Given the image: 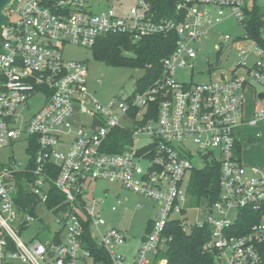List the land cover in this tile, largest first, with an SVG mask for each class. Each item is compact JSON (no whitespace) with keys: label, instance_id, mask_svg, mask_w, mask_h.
<instances>
[{"label":"built area","instance_id":"built-area-1","mask_svg":"<svg viewBox=\"0 0 264 264\" xmlns=\"http://www.w3.org/2000/svg\"><path fill=\"white\" fill-rule=\"evenodd\" d=\"M136 1L124 15L112 9L87 11L86 0H12L5 9L0 152L23 137L37 149L31 178L19 180L34 199L32 208L15 200L16 175L27 168L0 169V264H95L85 247L87 227L111 264H167L154 261L172 222L185 229L210 228L204 250L211 264H262L264 169L246 167L241 157L243 130L264 125V46L250 37L246 22L254 0L251 8L249 0H174L171 18L161 16L159 0ZM229 19L244 34L236 40L224 36L218 60L229 44L236 52L235 66L216 68L218 78L205 83L194 82L192 75L189 82L180 81L181 70H194L197 44ZM118 34L130 35L135 43L175 36L176 46L150 86L125 100L103 103L89 88L88 65L66 60L64 50H91L101 38ZM253 83L263 91L248 119L245 93ZM33 99L42 105L30 113ZM144 140L148 142L140 145ZM119 145L120 151H114ZM194 153L206 163H220V195L211 206L192 205L187 193L189 176L197 170ZM98 182L116 183L159 209L131 262L120 252L125 233L107 227L105 199L86 198L89 186ZM53 189L65 206L48 207ZM121 205L117 200L110 208ZM192 211L203 212L204 221L188 224L186 215ZM251 214L259 220L247 234H235L240 218ZM35 221L43 222L38 234L49 232L50 238H22Z\"/></svg>","mask_w":264,"mask_h":264},{"label":"rangeland","instance_id":"rangeland-1","mask_svg":"<svg viewBox=\"0 0 264 264\" xmlns=\"http://www.w3.org/2000/svg\"><path fill=\"white\" fill-rule=\"evenodd\" d=\"M86 9L95 14L102 13L112 9L117 14L124 15L132 8L136 7V0H86ZM253 3L248 1V7L251 8ZM257 6L261 8L264 14V0H258ZM244 30L235 19H229L219 25L207 39L197 44L199 50L197 59L194 62V70H181L178 79L182 82H189L191 75L193 81L205 83L210 79H217L220 74L214 72L216 68L229 70L237 63L235 49L226 45L218 60V49L220 44L224 43L223 37L230 36L232 40L241 38ZM65 59L68 61H81L88 65L89 68V88L91 92L103 103H108L114 98L125 100L137 93L138 81L143 77L144 71L134 70L127 66H111L103 61L96 60L93 57L92 50L80 47H66L64 50ZM212 71L213 77L209 74ZM217 73V74H216ZM263 91L262 87L253 83L251 89L245 93V110L246 117L252 118L255 111L257 95ZM42 100L33 99L30 102V113L40 109ZM259 133L260 138L254 139L255 134ZM241 157L243 164L248 168L264 169V125L258 127H247L243 130ZM148 141L140 142V145ZM139 145V144H138ZM29 141L23 137L13 146L0 152V165L12 167L17 171L25 170L30 164L32 158ZM204 159L197 153H194L192 165L200 170L206 166ZM90 193L86 196L90 199H105L104 219L108 228H115L125 233L127 243L122 246L120 252L131 262L137 251L141 248L142 242L147 235L149 222L154 221L159 215V209L152 201L139 197L133 193L124 190L116 183L98 182L89 186ZM119 200L122 205L116 210H111L110 206L115 205ZM192 205H194L191 202ZM205 214L203 212H189L186 215L187 223L190 225L196 222H203ZM47 223V221H45ZM44 223V224H45ZM43 224L35 221L30 228L22 235L25 241L34 237L38 240L45 241L50 238L49 232L38 234V229ZM52 224V223H51ZM53 230L55 226L52 224Z\"/></svg>","mask_w":264,"mask_h":264},{"label":"trees","instance_id":"trees-1","mask_svg":"<svg viewBox=\"0 0 264 264\" xmlns=\"http://www.w3.org/2000/svg\"><path fill=\"white\" fill-rule=\"evenodd\" d=\"M254 0L252 9L247 10V29L250 37L264 46V14ZM161 16L171 18L175 14L174 0H159ZM176 37L151 36L134 42L128 34L109 35L97 41L91 49L96 60L103 61L111 66L124 65L134 70L144 71L143 77L138 81L137 91H142L150 86L159 76L162 69V61L169 57L175 50ZM36 146H30L32 158L25 172L17 173L19 194L15 198L20 206L31 207L34 199L27 187L19 180L23 177L31 178L32 170L35 167L34 156ZM119 145L114 151L119 152ZM4 165H0L2 169ZM56 176V172L52 173ZM220 163L216 161L207 162L200 170H194L190 176L187 186V193L191 202L196 205L214 204L220 195ZM52 199L48 203L49 208L56 205L65 206L64 197L56 190L51 191ZM259 217L248 215L240 218L237 223L238 235L247 234L252 224L256 223ZM152 222H149L147 233L150 231ZM211 230L208 227H191L185 229L178 222H172L167 227L166 243L161 248L159 255L154 262L166 260L167 264H211L212 257L204 250L205 244L209 241ZM85 247L94 257L95 264H111L107 254L101 250L92 238L90 228H86ZM262 264H264V245L261 247Z\"/></svg>","mask_w":264,"mask_h":264},{"label":"water","instance_id":"water-1","mask_svg":"<svg viewBox=\"0 0 264 264\" xmlns=\"http://www.w3.org/2000/svg\"><path fill=\"white\" fill-rule=\"evenodd\" d=\"M11 2L12 0H0V30L3 26H6L8 24L5 9ZM261 97L264 98V94Z\"/></svg>","mask_w":264,"mask_h":264},{"label":"crops","instance_id":"crops-1","mask_svg":"<svg viewBox=\"0 0 264 264\" xmlns=\"http://www.w3.org/2000/svg\"><path fill=\"white\" fill-rule=\"evenodd\" d=\"M127 243V242H126ZM139 251V250H138ZM138 251H137V253H136V255L138 254ZM136 255L134 256V258L136 257Z\"/></svg>","mask_w":264,"mask_h":264}]
</instances>
